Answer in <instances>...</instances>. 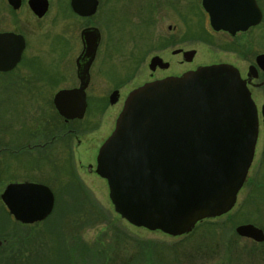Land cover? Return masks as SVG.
Masks as SVG:
<instances>
[{
	"label": "flooded vegetation",
	"instance_id": "af4514ba",
	"mask_svg": "<svg viewBox=\"0 0 264 264\" xmlns=\"http://www.w3.org/2000/svg\"><path fill=\"white\" fill-rule=\"evenodd\" d=\"M71 1L0 0V230L3 229L4 238L10 235L13 223L38 230L46 226L48 233L61 222L70 228V232L77 226L83 228L89 225L88 219L94 202L89 190L76 183L81 182L77 171V164L81 161L77 162L75 146L81 145L87 138L92 146L96 131L108 130L105 121L107 108L119 102L121 105L119 114L127 95L134 88L145 82L168 76H180L200 66L212 64H229L236 69L238 78L235 80H241L255 109L256 136L253 157L237 197L239 194L242 195L239 207H242L243 201L245 204L249 199L254 203V207L258 208L257 199L264 196V0H142L140 12L146 9L150 18L143 22L141 28L143 32L148 31V34L136 35L137 43L139 42L136 48L137 52L145 49L144 54L141 56L136 54L134 65L127 66L123 73L116 75L110 74L108 69L104 71L102 62L99 72L104 74L101 78L105 79L101 85L104 90L102 88L103 92L96 94L92 87L102 55L100 50L105 27L103 15L110 12L109 7L103 6L108 5L111 0H107V3L106 0H98L95 12L88 15L76 12ZM204 2L213 4L212 9L218 19L254 20L258 17L259 21L234 32L222 28L216 30L210 24V13L204 7ZM159 9L174 12L181 20L180 26L169 24L162 34L157 32V28L153 31L155 22L153 23L151 19L154 17L157 19ZM101 11L102 24L98 26L93 18ZM51 12L53 19L67 20L75 31L77 27L74 22L82 21L79 35L75 34L79 38L80 49L78 52L72 48L67 49L66 53L69 56L70 52L75 55L70 57L69 62L68 60L65 63L59 62L62 63L60 80H52V73L49 70L55 67L57 62L42 60L45 53L40 52H46V44L39 47V51L29 54L31 39L20 24L21 21L30 23L38 30L41 42H45L50 38V34L45 32V18ZM22 14L24 15L21 16ZM91 27L99 30L100 37L88 68V83L82 91L85 109L81 117L77 115L71 117L78 111V89L81 81L77 73V58L83 49L81 32ZM56 37L59 36H55L54 41ZM104 38V48L107 51V38L106 36ZM59 40H56L58 44ZM142 40L143 45H139ZM57 42L49 49V54L54 59L59 51ZM202 45L213 51L216 57L210 60L197 59L199 46ZM167 51L170 54L168 59L164 57ZM106 55L103 57L105 61L108 59ZM171 56L178 58L176 68H173ZM154 58L155 61L152 62ZM145 64L149 71L145 74L144 81L129 89L121 100L122 87L136 74L142 73ZM63 91L71 92L58 99V105L64 108V113L60 111L55 101L57 95ZM110 133L102 138V143ZM96 156L97 154H93L92 163L86 164V171L89 173L95 171ZM56 174L64 177L67 183H72V186H69L72 188H56L52 180L55 179L57 184L61 177H57ZM27 182L46 185L52 193V207L49 213L42 219L32 222L16 219L1 198L8 185ZM25 195L27 194L22 193L18 197ZM236 204L237 201L233 208ZM38 232L39 235L45 233ZM1 243L2 240L0 245ZM50 247L52 248V242L47 251Z\"/></svg>",
	"mask_w": 264,
	"mask_h": 264
},
{
	"label": "water",
	"instance_id": "95a60500",
	"mask_svg": "<svg viewBox=\"0 0 264 264\" xmlns=\"http://www.w3.org/2000/svg\"><path fill=\"white\" fill-rule=\"evenodd\" d=\"M71 2L82 15L95 12L98 4V0ZM203 5L216 30L234 32L259 21L258 17L221 20L213 4ZM99 37L95 27L81 32L78 111L71 117L83 115L82 91ZM235 78L238 74L231 65L212 64L145 82L129 92L113 130L98 149L95 167L122 218L135 226L181 236L199 221L233 208L252 161L256 136L255 109L245 86ZM69 94L63 91L56 97L62 113L58 99ZM22 193L27 195L18 197ZM1 198L22 222L42 219L52 207L50 189L39 183L10 184ZM235 231L264 241L263 229L253 223L238 224Z\"/></svg>",
	"mask_w": 264,
	"mask_h": 264
},
{
	"label": "rangeland",
	"instance_id": "374dc122",
	"mask_svg": "<svg viewBox=\"0 0 264 264\" xmlns=\"http://www.w3.org/2000/svg\"><path fill=\"white\" fill-rule=\"evenodd\" d=\"M123 2L124 4H122ZM140 2L142 3V0H111L108 5L103 6V8H110L109 14L103 15L105 23L103 34L107 38L106 46L108 45V50L106 51L104 48L103 42L105 38L103 37L104 40L103 42L101 41L100 50L102 55L99 58L98 72L95 74L96 80H94L92 87L94 94L96 92L102 93V88L104 90V87L101 86L102 81L105 80L104 78L101 80L104 74L99 72L102 62L104 71L108 69L110 74L116 75L120 74V72L123 73L127 66L134 65L136 54L139 56L144 54L143 51L145 49L142 52H137L136 44L139 42L137 43L138 36L136 35L148 34V31L143 32L141 28L143 22L150 17H148L149 13L146 9L144 12H140ZM149 5L146 4V6ZM52 14L51 12L45 18V32L50 34V38L45 40V42H41L42 38L39 37L38 30L30 23L21 21L20 24H22L31 39L29 54L39 51V47H43L46 44V52H40L45 53V57H42V60H55L52 62H57V65L49 70L52 73V80H60L61 64L67 60L69 62L70 57L72 58L75 55L70 52L69 56L66 53L67 49L72 48L76 52L80 49L79 38L75 34L79 35L82 21L76 20L74 22L77 27L75 31L67 20L53 19ZM102 14L103 11L93 18V21L98 26L102 24ZM151 20L153 23L155 22L153 31L157 28V32L161 34L165 33L169 24L173 23L180 26L181 21L174 12H169L167 9H159L157 19L154 17ZM57 35L61 39L59 40V37H56L54 41V37ZM56 40H59L60 43L58 44ZM150 41H148L149 47ZM56 42L59 51L56 59H54L49 54V49L53 48ZM143 43L144 41L142 40L139 45H143ZM105 55L108 57L106 61L103 58ZM164 57L167 59L170 57L168 51L164 54ZM214 57L216 55L213 51L206 46H199L197 59L210 60L214 59ZM177 59L171 56L173 68L177 67ZM38 61H40L39 58ZM59 62L62 63L59 64ZM148 71L145 64L143 72L136 74L137 76L135 75L131 81L122 87L121 100L129 89L144 81L145 74ZM108 85L112 86V84ZM120 107L121 105L118 102L107 108L105 121L107 122L108 130L99 129L96 131L92 146L87 141L88 138L81 145L75 146L77 162L78 160L81 161L77 164L81 182L76 181V183L81 184L82 188L89 190L94 202L93 209L90 211V218L88 219L89 225L83 228L77 226L70 232V228L65 227L64 223L61 222L51 229V233H48V228L44 225L45 228L38 230L13 223L8 236L10 238H4L3 229L0 230V240H2L0 245V264H124L126 261L129 262L128 264H166L165 261L162 263L158 261L159 255L155 250H168L174 244L173 247L177 248L178 254L182 255L184 253L185 255L190 252L191 248L193 250L196 247V242L203 240L201 237L197 238L198 241L193 238H186V234L172 236L160 230H149L129 223L114 210L108 195L106 180L95 171L93 173L86 171V164L92 163V156L98 153L97 150L101 146L102 138L113 130L114 120ZM59 176L61 175H57V177ZM58 181L56 184L55 179L52 180V184L56 188L72 186V183H67L62 176ZM236 201L238 204L227 214L211 218V220L214 219L217 223L219 222L223 229H219L216 234L219 240L215 244L216 251L210 257H200L198 259L200 264H264V241H254L251 238L238 235L235 231V227L238 224L245 222H251L264 230V196L257 199L258 208L254 207V203L249 199L245 204L243 201L242 207H239L242 202L241 194L238 195ZM38 231H44L45 233L39 235ZM51 242L52 248L50 247L49 251H47V248L51 246ZM150 250L153 251L152 256Z\"/></svg>",
	"mask_w": 264,
	"mask_h": 264
},
{
	"label": "trees",
	"instance_id": "16d2710c",
	"mask_svg": "<svg viewBox=\"0 0 264 264\" xmlns=\"http://www.w3.org/2000/svg\"><path fill=\"white\" fill-rule=\"evenodd\" d=\"M221 228L223 229V226L219 224V222L217 223L214 221V219L202 220L190 233L185 235L186 238H193L196 241H198L197 238L199 237L203 238V240L195 243L196 247L193 250L191 248L189 253L185 255L182 253V255H179V251L177 248L173 247V244L168 250H155L159 255L158 261L160 263L165 261L166 264H200V261H198L200 257H210L216 251L215 244L219 241L216 234ZM150 253L152 256L153 251L150 250ZM128 263L129 262L126 261L124 264Z\"/></svg>",
	"mask_w": 264,
	"mask_h": 264
}]
</instances>
